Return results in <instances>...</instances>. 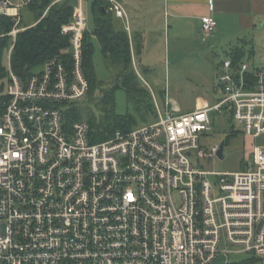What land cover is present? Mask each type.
<instances>
[{
  "label": "built area",
  "instance_id": "1",
  "mask_svg": "<svg viewBox=\"0 0 264 264\" xmlns=\"http://www.w3.org/2000/svg\"><path fill=\"white\" fill-rule=\"evenodd\" d=\"M77 1L62 27L70 45L22 78L10 60L31 0H0V36L6 17L13 24L0 113V264H209L222 241L246 254L227 264H264V147L239 170L202 163L220 158L221 143H205L217 121L231 120L229 134L264 135V69L226 57L215 102L187 112L157 102L154 122L95 141L86 119L66 117L90 89ZM105 1L130 30L122 1ZM216 25L202 17L205 32Z\"/></svg>",
  "mask_w": 264,
  "mask_h": 264
},
{
  "label": "rangeland",
  "instance_id": "2",
  "mask_svg": "<svg viewBox=\"0 0 264 264\" xmlns=\"http://www.w3.org/2000/svg\"><path fill=\"white\" fill-rule=\"evenodd\" d=\"M14 4L23 3L24 0H12ZM73 6H78L77 0H70ZM93 0H85V13L87 15V29L92 33L95 28L92 11ZM23 25H30L37 17L30 11L28 5L22 8ZM114 22L118 25V20L114 16ZM264 20L257 22L256 28L246 32L243 38L249 40L245 60L253 66H264ZM164 28V25L162 29ZM214 32V31H213ZM164 30L161 35L155 37L149 35L143 44L139 57H134L135 68L140 73V79L144 86L151 93V101L157 108V102L164 107V100L159 95L160 90L167 92V99L172 105L183 112L191 111L195 108V101L199 95L211 98H220L222 94L217 90L218 66L226 57L228 42L224 43L222 38H208L199 32L196 36H185L176 39L173 35ZM196 37V38H195ZM233 39V38H231ZM132 40V39H131ZM235 40V39H234ZM94 48L93 66L95 77L104 87L110 88L114 95V113L118 116L133 115L138 118L139 127L150 124L157 119V112H147V121L140 118V112H135L134 105L129 102L127 92L123 88L113 89L112 85L116 76V69L110 65L102 53L101 45L96 37L91 39ZM236 41V40H235ZM251 51L253 53H251ZM6 59V64H8ZM143 66L150 67V71H144ZM5 83V85L3 84ZM7 88L6 80L0 81V94ZM100 90L94 92L96 97L100 96ZM203 102L200 101L199 104ZM211 102V99L210 101ZM78 103H82V113L85 115L92 110L95 117H100L99 109L95 105V99L84 98ZM198 104V103H196ZM146 113V112H143ZM216 127H212L211 134L206 138L205 143L211 144L224 141L230 130L235 127L231 120L226 122L217 121ZM133 128V129H134ZM255 146L264 147V135L260 137L246 136L237 132L228 145H225V158L214 157L202 160L204 167L211 171H235L242 168V156L244 160L251 159ZM246 254L242 252L241 246L226 244L222 241L219 245V252L216 258L209 264H227L228 262L244 259Z\"/></svg>",
  "mask_w": 264,
  "mask_h": 264
},
{
  "label": "trees",
  "instance_id": "3",
  "mask_svg": "<svg viewBox=\"0 0 264 264\" xmlns=\"http://www.w3.org/2000/svg\"><path fill=\"white\" fill-rule=\"evenodd\" d=\"M28 7L37 19L30 25H23L22 21V26L26 29L18 33L10 60L13 72L22 78H27L39 71L49 58L58 55L70 45V38L62 33V27L72 19L74 13V6L70 0H31ZM92 11L95 28L92 33L89 30L85 32L83 40L84 68L90 82L87 97L91 100L95 99V105L101 115L96 118L92 110H85L90 113L84 115L82 103H75L66 111V117L71 122L86 119L90 123L93 139L100 141L110 137L118 129H133L138 124V118L133 115L118 116L114 113L113 91L104 87V84L98 82L95 77L92 37L98 39L106 60L111 62L110 65L116 69L112 88H123L127 92L129 102L134 105L135 112H140V118L144 122L148 120L149 112L157 111L151 101V93L142 83L140 73L134 65L136 64L134 57H139L142 52V38L140 36L130 38L127 30L114 22V15L108 10L105 0H93ZM12 25L11 18L6 17L3 26L5 35L0 36V81L6 80L7 84L10 71L6 59L8 60L13 43V37L7 33L11 30ZM247 52L245 43L233 45L226 50L227 57L232 58L237 64L245 61ZM251 53L253 52L251 51ZM143 69L144 71L151 70L146 66H143ZM3 84L5 85V83ZM97 90L101 92L99 97L94 95ZM159 93L165 105L167 92L160 90ZM210 99L212 103L217 100L213 96ZM8 100L9 96L5 92L0 94V113L4 111ZM236 135V133H228L224 140L225 145H228ZM243 167L244 157L242 156Z\"/></svg>",
  "mask_w": 264,
  "mask_h": 264
},
{
  "label": "crops",
  "instance_id": "4",
  "mask_svg": "<svg viewBox=\"0 0 264 264\" xmlns=\"http://www.w3.org/2000/svg\"><path fill=\"white\" fill-rule=\"evenodd\" d=\"M121 1L128 15L130 30L126 29L122 19L116 17L118 26L126 29L130 38L140 36L143 44L148 34L158 37L163 30L168 34L174 32L172 36L176 39L194 37L202 31L205 37H219L224 43L229 41L227 49L243 43L247 47L250 41L243 38L247 36L246 32H250L256 28L257 22L264 20V0ZM203 16H212L217 21L211 32L202 29ZM263 25L264 22L261 26ZM261 68L264 69V66ZM202 100L210 101V98L199 95L195 101V108L196 103Z\"/></svg>",
  "mask_w": 264,
  "mask_h": 264
},
{
  "label": "water",
  "instance_id": "5",
  "mask_svg": "<svg viewBox=\"0 0 264 264\" xmlns=\"http://www.w3.org/2000/svg\"><path fill=\"white\" fill-rule=\"evenodd\" d=\"M224 149H225V141H222L221 145H220V150H219V156L222 159H224L226 157L225 154H224Z\"/></svg>",
  "mask_w": 264,
  "mask_h": 264
}]
</instances>
